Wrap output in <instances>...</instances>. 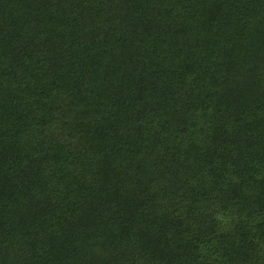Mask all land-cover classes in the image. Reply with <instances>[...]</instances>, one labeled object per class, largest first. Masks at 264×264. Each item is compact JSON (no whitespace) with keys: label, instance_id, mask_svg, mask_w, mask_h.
<instances>
[{"label":"trees","instance_id":"1","mask_svg":"<svg viewBox=\"0 0 264 264\" xmlns=\"http://www.w3.org/2000/svg\"><path fill=\"white\" fill-rule=\"evenodd\" d=\"M0 264H264V0H0Z\"/></svg>","mask_w":264,"mask_h":264}]
</instances>
